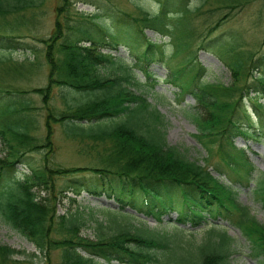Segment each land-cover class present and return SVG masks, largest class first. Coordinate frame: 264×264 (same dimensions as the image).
Segmentation results:
<instances>
[{
  "label": "trees",
  "instance_id": "1",
  "mask_svg": "<svg viewBox=\"0 0 264 264\" xmlns=\"http://www.w3.org/2000/svg\"><path fill=\"white\" fill-rule=\"evenodd\" d=\"M217 2L229 10L223 18L226 20L254 0ZM158 4V14L139 11V15L145 20L142 22L164 30V36L175 45L172 56L163 43L149 40L144 33L143 43L120 41V33L130 35L141 21L132 20L123 12L104 13L112 20L110 38L96 40L92 36L85 39L89 45L81 44L80 38L72 34L83 33V29L70 16L71 0H60L54 32L43 40L49 65L48 84L32 90L42 98L47 111L45 135L37 134L38 121L32 115L36 108L30 98L24 100L29 92L0 81V139L4 154L0 157V216L41 253L60 249L63 264H231L232 238L226 232L210 231L197 247L192 241L181 242L179 231L158 234L145 227L128 229L116 225L108 236H82L85 223L98 213L108 210L130 215L128 209L153 216L158 223L175 214L176 220L170 219L175 229L190 226L196 230L226 222L241 231L249 242L251 257L264 264V225L237 200L238 187H249L255 168L246 154L235 147L239 137L264 139V103L259 101L264 97V53L260 56L247 52L241 39L231 35L206 40L201 50L212 51L230 68L235 85L205 82L207 69L198 62L197 52H192L191 59H186L187 55L178 59L183 43L177 32L179 26L189 25L192 14L187 0H158ZM35 6V0H0V18ZM217 27L218 24L211 32ZM18 39L17 35L0 32V48L32 49ZM121 45L133 53L142 49L137 55V68L146 81L157 83L148 69L161 64L168 70L164 82L177 90L178 99L187 95L195 98L198 106L193 119L200 130L199 139L208 150V159L218 158L213 171L218 172L219 178L208 166L189 160L178 148L167 144L161 113L144 95L131 89L140 85L127 69L116 79L105 75L104 70L114 66L116 60L102 48L117 49ZM10 61H2V65L20 73L22 78L21 65H9ZM5 67L0 68V73L5 72ZM250 70L261 73L254 77ZM246 79L252 81L245 82ZM55 88L74 94L70 99L63 98L66 109L61 112L51 107ZM245 93L252 102L256 121L244 109ZM252 93L256 99L251 98ZM120 117L124 119L114 120ZM55 124L60 125L65 138L78 141L84 146L81 150H89L90 165L66 168L54 162ZM32 154H40L41 158L35 161ZM18 165L27 166L30 174L18 177ZM222 177H228L229 184L222 183ZM68 193L76 197L83 193L105 196L112 204H106L103 210L90 208L87 212L76 210L59 215L57 200L60 195L66 198ZM255 194L264 205V179ZM70 201L77 204L76 199ZM22 254L0 243V264H24L27 260L13 258Z\"/></svg>",
  "mask_w": 264,
  "mask_h": 264
},
{
  "label": "rangeland",
  "instance_id": "2",
  "mask_svg": "<svg viewBox=\"0 0 264 264\" xmlns=\"http://www.w3.org/2000/svg\"><path fill=\"white\" fill-rule=\"evenodd\" d=\"M36 6L32 9L21 10L18 13L7 15L0 18V32L6 35H17L19 41L25 42L32 49L24 50H7L0 48V68L5 67L2 61L11 60L9 65L19 64V68L23 72V77L5 67V72L0 73V81L6 83L7 86L16 89L28 91L29 94L24 100L30 98L31 105L36 108L32 115L38 121V135H45V119L47 111L44 108L42 98L33 93V89L44 88L48 84L49 65L45 59L46 45L43 40L48 39L54 32L57 20V8L60 0H35ZM72 6L70 16L73 15L74 24L83 29V33L73 35L80 38L81 44L89 45L85 39L92 36L96 40L101 38H110L112 28L111 19L104 16L105 12L112 11L118 15L123 12L131 17V19H141L139 11L148 12L149 15L159 13L160 7L158 0H71ZM187 8L192 11L189 16V25L179 26L177 38H180L183 45L179 51V57L191 59L192 52H197L198 62L207 69V73L203 76L205 82L212 84H221L227 87L235 85V80L230 68L220 60L215 53L209 50H201L205 41L217 38L221 35L230 37H238L242 41L244 49L253 54H263L264 48V0H254L245 8L236 10L232 15L223 20L224 15L229 10L222 9L217 0H187ZM172 9V8H171ZM96 14L101 17L94 16ZM139 20L135 24V32L128 35L126 32L120 33L118 39L123 42H140L143 43L142 34L153 42L163 43L169 56L175 51V45L171 40L164 36L165 32L160 27H151ZM73 25V22H70ZM218 24L215 31L214 27ZM160 32V33H159ZM211 32V33H210ZM162 33V34H161ZM166 35V34H165ZM123 44V43H122ZM106 54H111L116 60V64L104 70L105 75L111 79H116L125 74V70L133 78L134 82L139 84V88L131 87L136 94L144 95L148 101L157 108L163 117L164 128L166 133V142L169 146L178 148L189 160L199 163L202 166H208L213 175L219 178L217 171H213V167L218 163V158L208 159V150L201 143L199 136L200 130L193 119L197 113V102L192 95H187L183 100H179L176 96L177 90L168 86L164 80L167 77L168 70L161 64H153L148 71L157 83L152 85L146 81L144 75L138 70L137 55L142 51L131 52L129 47L119 46L117 49H111L108 46L102 48ZM192 54V55H191ZM261 56V55H260ZM8 65V66H9ZM125 68V70H124ZM24 70V71H23ZM254 77H259L261 71L250 70ZM251 76H248L250 78ZM252 79L245 80V82ZM244 82V83H245ZM74 96L72 91L68 89L55 88L53 90V98L51 107L56 112L66 109L64 97L70 99ZM251 98H255L254 93ZM80 98V96H77ZM93 97V96H89ZM87 98H84V100ZM256 99V98H255ZM260 102L264 103V97H260ZM244 109L251 113L254 121L257 119L253 115L252 102L245 93L243 97ZM124 117L116 118L117 122L123 120ZM53 146L56 151L54 162L66 168L84 167L91 164L90 153L88 149L81 150L83 145L78 141L68 140L62 133L60 125H54ZM235 147L237 150L246 154L248 160L255 168V173L249 187H238L237 200L243 206L249 208L255 219L264 225V205L258 201L255 194L259 185L264 179V139L259 141L244 138H236ZM2 142L0 139V157H4L2 153ZM35 161L41 158L40 154H32ZM30 174L27 166L18 165L16 167V175L22 178L24 175ZM224 184H229L228 177H222L220 180ZM44 195V194H43ZM71 199H76L77 204ZM105 204H112V201L106 197L98 199V197L89 196L83 193L76 197L72 193H68L66 198L60 195L57 200L56 210L59 215L67 212L74 213L76 210L86 212L90 208L95 210H103ZM130 215L115 213L106 210V213H98L94 219L88 220L82 228V236L91 239H97L100 235H110L118 228L145 227L158 234L174 233L179 231L181 242L192 241L197 247L202 245L208 237V233L214 230L216 233L226 232L232 238L231 264H262L258 259H254L250 255L249 242L243 237L241 231L226 222H217L214 225L193 229L190 226L175 229L170 223L169 217H164L162 223H158L152 216H145L128 209L126 211ZM171 218L175 221L177 216L174 214ZM115 222V224L113 223ZM101 224V225H100ZM112 224V228H110ZM214 226V227H213ZM0 243L8 245L18 251L23 252L22 255H15L13 258L24 261V264H63L62 251L60 249H52L50 252L41 253L36 246L23 237L18 231L10 227L0 216ZM82 254L88 256L86 252ZM102 263L103 259L97 258ZM106 264V263H105ZM112 264H118L112 262Z\"/></svg>",
  "mask_w": 264,
  "mask_h": 264
}]
</instances>
